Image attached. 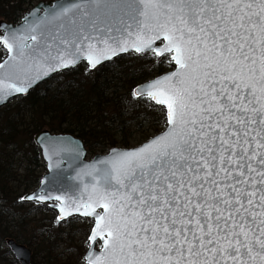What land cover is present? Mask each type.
<instances>
[{
  "label": "snow or ice",
  "instance_id": "obj_1",
  "mask_svg": "<svg viewBox=\"0 0 264 264\" xmlns=\"http://www.w3.org/2000/svg\"><path fill=\"white\" fill-rule=\"evenodd\" d=\"M0 33V98L61 69L135 52L168 70L131 91L163 129L90 163L78 143L41 139L50 168L76 164L75 194L18 202L88 225L77 264H264V0H63ZM78 162V163H77Z\"/></svg>",
  "mask_w": 264,
  "mask_h": 264
},
{
  "label": "trees",
  "instance_id": "obj_2",
  "mask_svg": "<svg viewBox=\"0 0 264 264\" xmlns=\"http://www.w3.org/2000/svg\"><path fill=\"white\" fill-rule=\"evenodd\" d=\"M38 1L0 0V20L16 24ZM2 53L0 61L6 51ZM84 65L57 74L0 109V264H21L12 254L11 241L32 249L30 264H77L84 250L88 225L83 218L55 227L56 214L49 207L18 202L39 186L46 170L34 143L37 133L49 130L81 138L92 157L112 147H134L135 141L142 143L163 129L160 107L133 100L131 91L167 71V65H154L135 53L94 71L85 72ZM75 221L83 224L76 229L81 244L74 239Z\"/></svg>",
  "mask_w": 264,
  "mask_h": 264
},
{
  "label": "water",
  "instance_id": "obj_3",
  "mask_svg": "<svg viewBox=\"0 0 264 264\" xmlns=\"http://www.w3.org/2000/svg\"><path fill=\"white\" fill-rule=\"evenodd\" d=\"M58 2H63V0H49V1L40 0L30 10L26 11L24 13V15L22 16L21 20L18 23H16V24L9 23V22H7L5 20H0V33H3V32H5V31H7L8 29H11V28H18L22 23H24V17H26L29 12H32L33 15H35L34 10L37 7H39L41 10H44V9L49 8L50 4L52 6H55ZM2 47L5 49V47L3 45H2ZM129 53H135V52L130 51V52L120 53L117 57L125 55V54H129ZM9 55L10 54L7 52V56H6L5 59H7ZM117 57H113L111 60L103 61L101 65H104V64H106L108 62H111V61L115 60ZM83 62H85V61H81L79 64H81ZM79 64H77L75 66H70V67L65 68V69H61V70H59L56 73H52L49 77H45L44 79L34 83L32 85V87L29 88L27 93L14 94V95L8 97L7 100H4L3 98H0V109L3 108L4 106L8 105L11 101H13L14 99H16L18 97L27 96L30 93L31 90L37 88L42 83L48 81L49 79L54 77L57 73L64 72V71H69L71 69H74ZM101 65H98L97 68L99 66H101ZM93 70H95V69H92L91 71H93ZM146 82H144V83H146ZM56 136H63L65 138L71 139L72 141L78 143L79 146H80V149H81L80 160H82L84 163H90L92 160H94L97 157L105 156V155L108 154L109 151L107 153H105V154H96L92 158L88 159V149L86 148L85 143H84V141L81 138L75 137V136H73L71 134L53 133V132H51L49 130H43V131H41V132H39V133H37L35 135L34 142L37 145V147H39V149L41 150L42 159H43V161L45 162V165H46V172L42 175L41 181L45 177H48L49 179L46 181V183L50 187L63 189L66 192H68V194H70V195L71 194H75V185L78 184L79 182L72 179V177H74V175H75V168H76L77 165L73 164V166L71 168L69 167V164L71 163V161L69 159V156L71 154H67L59 162L58 167L50 168L48 166L49 161L47 159V156L44 154L43 146L41 145V142H40L42 138L56 137ZM117 148H120V147H117ZM41 186L42 185H41V182H40L39 186L33 191L38 190ZM33 191H31V192H33ZM50 209L56 211V213H57V210H55L53 208H50ZM9 247H10L12 253H13V256L21 264H30L32 262L33 252L28 246L23 245L21 243H17L16 241H11L10 244H9Z\"/></svg>",
  "mask_w": 264,
  "mask_h": 264
},
{
  "label": "rangeland",
  "instance_id": "obj_4",
  "mask_svg": "<svg viewBox=\"0 0 264 264\" xmlns=\"http://www.w3.org/2000/svg\"><path fill=\"white\" fill-rule=\"evenodd\" d=\"M37 3V2H36ZM35 3V4H36ZM2 49H3V47L0 45V56L3 54L2 53ZM5 50V49H4ZM6 51V50H5ZM6 55H7V52H6ZM5 55V56H6ZM5 58V57H4ZM64 73V72H63ZM59 80H62V79H59ZM17 100V98L16 99H14L11 103H13V102H15ZM141 142L140 141H135L134 143H133V145L134 146H136V145H138V144H140ZM91 156L89 155V158H90ZM44 172V171H43ZM45 172H46V170H45ZM44 172V173H45ZM49 211H51L52 213H55V211H53V210H50L49 209ZM56 214V213H55ZM46 217V216H45ZM50 217H48L47 216V219H49ZM50 224V223H49ZM82 225L83 224H80L79 222H77V221H75V223H73V232H75L76 234H75V236H74V239L76 240V243L77 244H81L82 243V238H81V234L79 233V231H76V229L78 228V227H82ZM32 250V249H31Z\"/></svg>",
  "mask_w": 264,
  "mask_h": 264
}]
</instances>
